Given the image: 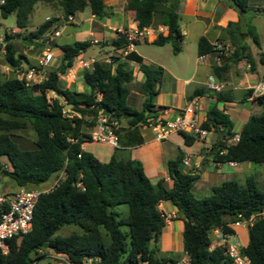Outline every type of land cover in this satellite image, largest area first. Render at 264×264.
<instances>
[{
	"label": "trees",
	"instance_id": "16d2710c",
	"mask_svg": "<svg viewBox=\"0 0 264 264\" xmlns=\"http://www.w3.org/2000/svg\"><path fill=\"white\" fill-rule=\"evenodd\" d=\"M181 0H127L126 10L134 12V20L140 29L166 26L168 36L161 34L152 44H172L173 52H182L184 36L180 28L181 15L177 12ZM241 13L251 11V0H229ZM58 4L65 18L91 8V14L102 20L111 14L105 0H5L0 16L7 19L15 14L17 27L27 31L30 17L38 4ZM260 11V9H259ZM261 12H263L261 10ZM264 14V12H263ZM55 25L50 19L28 36L22 33L5 34L4 60L13 71L22 66L15 39L23 38L22 45L44 46L42 40ZM241 25L230 23L228 32L234 49L223 64L214 67L221 75L230 66L247 60L250 70L256 63L248 48L236 44ZM248 33L257 45L260 43L256 28L248 25ZM128 45L125 35L119 34L108 46L120 53L113 61L95 62L93 68L83 72L85 90L76 92L61 85V76L71 71L75 60L92 47L88 40L59 46L64 55L59 66L52 70L46 80L27 85L17 76L5 78L0 74V178H9L21 189L32 190L49 182L51 177L65 174L58 186L38 200L31 231L21 238L9 241V252L0 253V264H33L42 255L39 251H53L67 257L70 264H181L179 258L158 257V243L166 227L164 214L158 210L163 202H171L181 212L185 222L183 230L184 253L188 264H230L222 248L210 251L212 231L222 228L234 235L230 225L238 221H254L249 225L248 245L242 249L251 264H264V217L255 215L264 211V187L254 175L241 186L235 181H226L213 188L209 197L196 198L192 188L201 175L184 171L185 155L180 151L177 158L167 162L173 187L168 189L164 181L151 183L142 164L135 159H120L111 156L107 162L100 161L83 145L92 143L84 128H93L99 111L114 117L127 128L117 132L119 147H134L143 144L140 128L148 119L156 118L153 98L159 93L164 69L147 65L136 52H129L126 59L139 63V71L145 81L138 86L145 96L143 109L139 111L129 103L134 70L120 62ZM198 54H216L215 46L206 37L198 41ZM264 64V54L261 55ZM253 90L245 91L252 97ZM50 92L58 98L51 101ZM66 102L62 103L61 99ZM219 101H234L231 93L217 94ZM253 101L264 110V95L254 96ZM72 105L68 112L64 106ZM164 109V108H163ZM209 132L216 131L224 137L214 149L217 164L255 163L264 166V111L253 115L239 133L237 143L229 141L236 137L234 124L229 115L214 106L206 115L203 125ZM34 134V149H23L15 137L18 132ZM192 144L195 139L185 135ZM6 157L8 169L1 161ZM129 207V214L122 216L116 208ZM77 230L68 237L57 233L64 227ZM126 228V230H125Z\"/></svg>",
	"mask_w": 264,
	"mask_h": 264
},
{
	"label": "crops",
	"instance_id": "0c3cea01",
	"mask_svg": "<svg viewBox=\"0 0 264 264\" xmlns=\"http://www.w3.org/2000/svg\"><path fill=\"white\" fill-rule=\"evenodd\" d=\"M105 3L111 10L109 17L98 20L94 15L90 14V17L88 18L89 22L94 23V25H98V27L101 28L96 36L100 40L110 43L113 39L118 37L117 30H133L138 27L134 20L135 13L126 10L127 0H105ZM250 6L251 11L247 14H243L241 13V10H238L237 7L233 6L229 0H181L177 12L181 15L180 28L184 40L182 44V52L178 55L174 54L172 44L170 43L166 45L164 44L163 46L152 44V42L161 34L165 35V37L168 36L169 30L166 26L160 25L149 29L151 34L148 40L144 43L139 42L132 51L136 52L141 58H143V63L154 67H162L164 69L159 93L153 98L154 109L158 112V116L160 115L164 119L172 120L179 111L187 108L193 101H197L201 109L200 115L204 120H206L207 112H209L214 106H217L220 110L224 111L225 114L229 115L234 124V132L239 135L243 126L251 116H260L263 114V107L257 105V103L253 101V97L258 95V92H255L257 88L261 87L264 89V64L261 63V55L264 54V14L261 12L264 8V0H251ZM41 7L42 5L38 4L34 12L39 11ZM88 8L91 13L90 7H87L86 10ZM78 14L79 13H77L74 18H76ZM48 19H50L49 16H46L44 22L48 21ZM230 23H239L241 25V31L240 34L237 35L236 44L248 48L249 53L252 55V58L256 63V67L253 71L250 70L251 66L247 60H242L238 63L230 62V66H228V69L225 72L221 73V75H216L214 67L219 66V63L216 60L217 55L207 54L202 57L199 56L198 41H200L202 37H206L210 43L215 44L216 42H223L230 44L234 49L232 38L228 32V26ZM249 24L256 28V32L260 39L259 45L256 44L253 37L248 33ZM27 31H23L16 27L12 34L22 32L24 34ZM0 35L5 36V33ZM60 37L61 35H59L58 38ZM58 38L56 39V45L62 46L68 44L59 43ZM14 41L17 44L18 56H23L21 69L24 70L23 66H30V64H32V62L24 56L26 53L24 48H26V44H29V42L22 45L23 38L15 39ZM59 46H55V49L61 51L58 53L60 60L63 57L64 52ZM98 49L99 54L102 55L103 58H96L97 60L92 59L93 62L105 60L111 50L109 47L103 49L99 47ZM163 50H165V53L168 55L176 57L174 58L175 60L171 58L172 56H170V60H164L161 53H159ZM188 50H190L191 53H188ZM49 52L50 54L52 53L51 50H48L47 52L44 51L46 56H48ZM2 54H6L4 45L1 49V55ZM85 54L86 53H84V55ZM126 55L127 54L124 52L120 62L126 63L127 67L132 64L135 66V69L137 70L133 69L135 77L134 82L138 80L141 85L144 83L145 77L139 71V63L127 60L125 58ZM92 60H89L86 63H91ZM32 69L28 68L27 73ZM210 78L220 87L218 91H211L209 87ZM162 87L165 88L163 89ZM249 89H254L253 96L245 97V91ZM84 90L85 86L83 84V90L81 92ZM262 92L264 93V91ZM219 93H231L234 97V101H219L217 99V94ZM121 126L122 128H127L126 123H121ZM154 134L155 133L152 129L144 127L140 128V135L143 138V144L138 147L120 146L118 149H114L108 144H103L108 146L109 149L102 156L104 159L102 162L109 161L111 156L114 155H117L120 159H135L142 164L151 183L156 184L158 181H164L165 186L168 189H171L174 180L170 177L168 172L167 162L177 158L180 151H183L185 155L184 171L201 175L200 180L194 184L192 192L195 190L199 192L204 188L210 192V195H206V193L204 196L200 197L194 195L196 198L211 196L213 194V188L226 181H235L243 186L246 184L247 178L251 176V174L248 175L249 172L247 171L251 168V163L229 162L217 164L213 161L215 157H212L213 155L215 156L217 152V150L214 149L215 145L224 140V136L216 131L210 132V134L215 135L211 141L208 140V136L204 140L194 138L195 141L192 144H189L186 141L183 134H171L162 142L158 141ZM34 140L35 138L31 142H25V144L29 143V145L27 144L26 146H23L20 142L18 143L23 149H34L36 147ZM93 144L97 143L87 142L83 145V148L96 156L95 152L88 147V145ZM195 145H197V147L194 150H191ZM1 161L6 168H11L6 157H2ZM10 182L6 183V191L0 192V196L12 194L21 190V188L16 186V183L13 180ZM55 183L56 182L52 183V185L46 189H41L43 185L35 189L50 191ZM119 207H117L116 210L121 213L122 216L125 217L129 214V211L124 214L119 210ZM158 210L170 219L166 220L167 224L162 230L159 242L157 244L153 243L154 246L152 247L158 248V253H156V255L158 257L172 256L179 258V260L182 258L183 260H180V263L183 262V264H187L189 258L184 253L183 230H185V222L183 215L171 202L161 203V205L158 206ZM259 217H264V211L261 214L255 215V218ZM251 224V221H245L241 225L232 226V229L234 230V239L239 242L242 248H245L248 245L249 225ZM35 264L70 263L53 251L44 250L42 256L35 261ZM82 264L91 263L86 262Z\"/></svg>",
	"mask_w": 264,
	"mask_h": 264
},
{
	"label": "built area",
	"instance_id": "2783aa9c",
	"mask_svg": "<svg viewBox=\"0 0 264 264\" xmlns=\"http://www.w3.org/2000/svg\"><path fill=\"white\" fill-rule=\"evenodd\" d=\"M4 5L5 0H0V8ZM68 19L72 21L73 17L70 16ZM49 20L50 19H48V21ZM119 34H123L127 38L128 45L125 49V54H128L139 42H146L151 33L149 29L142 30L137 27L133 30L119 31L118 36ZM59 35H61V32L56 31L53 37H58ZM4 39L5 36L0 35L1 45H4ZM214 46L215 51L217 52L216 60L220 66L223 64L224 59L232 54L233 48L230 44L223 42H216ZM94 63L93 60L91 63L81 62L85 70L94 69ZM20 70L22 71V69ZM35 77V69L23 74V78L19 76L21 80H25L27 85H32V82L35 81ZM209 87L211 91H218L220 89L211 78ZM262 91H264V89L259 87L255 92H258V95L262 96L264 95ZM200 112L201 109L199 103L193 101L187 108L179 111L172 120L164 119L159 115L156 118L148 119L143 127L152 129L155 133V138L161 142L165 141L171 134L175 133L185 134L195 139L204 140L207 136H210V132L203 126L206 120L201 117ZM121 128L122 126L119 120L105 115L103 111H99L96 125L92 128L89 135L93 143L108 144L114 149H118L119 137L117 132H119ZM239 137V135H236V137L229 142H232V144L237 143ZM58 183L59 181L53 185L50 191L54 190L56 186H58ZM50 191H41L40 189H21L18 192L0 196L1 254L6 255L9 252L10 240L21 238L31 231L36 204L43 194ZM163 216L165 220L170 219L165 215ZM251 221H254V217ZM243 222L245 221H238L230 226H238ZM209 238L211 240L210 251L222 248L229 259L230 264H251V260L243 254V248L239 242L234 239V235L228 234V232L226 233L222 228H218L212 231ZM43 251H39V255H42ZM63 258L69 263L67 257ZM88 262L91 263V260H88ZM33 264H35V262ZM142 264H148V262H143ZM181 264H183V262Z\"/></svg>",
	"mask_w": 264,
	"mask_h": 264
},
{
	"label": "rangeland",
	"instance_id": "374dc122",
	"mask_svg": "<svg viewBox=\"0 0 264 264\" xmlns=\"http://www.w3.org/2000/svg\"><path fill=\"white\" fill-rule=\"evenodd\" d=\"M41 5H42L41 9L39 11H35L30 17L28 31L24 33V35L28 36L30 33L35 32L44 22L45 17L49 16L50 19L55 21V25L50 31V33L44 36L42 40L44 46L31 45L30 42L29 44H26V48H24V51L26 53L25 54L23 53V54L29 61L32 62V64H30V66H23L24 70L22 71L20 69L18 71H13L11 68H9L6 65L5 60H4L5 55L3 54L1 55V49L3 48V45L0 44V74H2L5 78H9L14 75L17 77L20 76L21 78H23V74L27 73L28 68H31V69L34 68L36 77H35V81L32 82V85L46 80L49 76V73L52 70H56L59 66L60 60H59L58 53H60L61 51L59 49H55L56 39L59 36L58 37H53V36L56 31H60L61 37L58 38L59 43L73 44L75 42L84 41V40H88L92 43V47L88 49L86 54L81 55L79 58L75 60L73 69L71 71H68L65 75L61 76L60 83L63 87L74 90L76 92H81L83 90V84L85 83L83 81V72L85 70L81 62L86 63L92 59L97 60V59L103 58V56L99 54V49H98L99 47L101 49L105 47L107 48L109 47V49H111L108 54V57L102 61L111 62L113 61V57L119 58L120 53H117L116 50L108 46V42L100 40L98 37H96L97 33L99 32V29L101 30V28L98 27V25H94V23L89 22L88 18L90 17V14H91L89 8L85 12L79 13L76 18L73 17V20L71 21L70 19L64 17L62 10L58 6V4L55 3V4L48 5V4L41 3ZM262 11H264V8L262 9ZM16 23H17V18L15 14L10 15L7 19H3L0 17V34L8 33L11 35L13 30L17 27ZM124 30L125 29H122V31ZM116 32L119 33L118 30ZM48 50H51L52 53L50 54L49 52L48 56H46L44 51L47 52ZM163 51L159 53H161L164 60L166 61L170 60V56H172L171 58L175 60L174 58L176 57H174L173 55H168L167 53H165V50ZM188 53H191V51L188 50ZM128 68L135 69V66L133 64L131 66L128 65ZM139 85L140 84L138 80H136L132 85H130V88L132 91L131 96H130V104L134 108L141 111L143 109L144 96L139 93V90H138ZM165 87H162V88L164 89ZM48 97L51 101L58 98V96L53 92H50L48 94ZM61 102L62 103L66 102L65 98H62ZM66 110L69 112L71 109L66 108ZM84 130L86 134H89L90 131H92V128L90 127L84 128ZM214 136H215L214 134H210V136H208V140L211 141ZM16 139L18 140V142L22 143L23 146H26L27 144L29 145V143L25 144V142H29V141L31 142L34 139V134L31 133V131H25L21 133L18 132ZM88 147L95 152L96 154L95 157H97L101 161L104 160L102 156L109 149L108 146H105L101 143L88 145ZM196 147L197 145L192 147L191 150H194ZM251 165H252L251 168L247 170L249 172L248 175L250 174L254 175L256 179L259 181L261 185L260 187L263 188L264 187V166L255 165V163H251ZM64 177H65L64 173L51 177L49 182L43 185L41 189H46L50 187L52 183L57 182ZM10 181L11 180L9 178L1 179L0 192L6 191V187H7L6 183ZM209 193L210 192H208L206 188H204L202 191H199V192L197 190L193 192V194L197 197L204 196L205 194L210 195ZM119 210L122 211L124 214L129 211L127 205H121L119 207ZM76 230L77 229L72 226L64 227L57 233V235H60L62 237H68ZM152 246H154L153 243H152ZM180 260H183V259L181 258Z\"/></svg>",
	"mask_w": 264,
	"mask_h": 264
},
{
	"label": "water",
	"instance_id": "95a60500",
	"mask_svg": "<svg viewBox=\"0 0 264 264\" xmlns=\"http://www.w3.org/2000/svg\"><path fill=\"white\" fill-rule=\"evenodd\" d=\"M238 8V7H237ZM238 10H240L239 8H238ZM66 108L67 109H71L72 108V105H66V106H64V110L66 111ZM217 153V152H216ZM215 156L213 155V157L212 158H214ZM203 170H204V168H203Z\"/></svg>",
	"mask_w": 264,
	"mask_h": 264
}]
</instances>
